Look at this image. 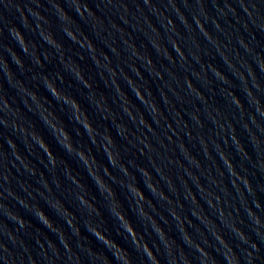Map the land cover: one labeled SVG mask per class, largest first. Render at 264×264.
I'll list each match as a JSON object with an SVG mask.
<instances>
[{
	"label": "water",
	"instance_id": "1",
	"mask_svg": "<svg viewBox=\"0 0 264 264\" xmlns=\"http://www.w3.org/2000/svg\"><path fill=\"white\" fill-rule=\"evenodd\" d=\"M244 4L251 16L241 0H0V264H124L120 249L153 264L145 243L159 264H264V0Z\"/></svg>",
	"mask_w": 264,
	"mask_h": 264
},
{
	"label": "clouds",
	"instance_id": "2",
	"mask_svg": "<svg viewBox=\"0 0 264 264\" xmlns=\"http://www.w3.org/2000/svg\"><path fill=\"white\" fill-rule=\"evenodd\" d=\"M8 3L11 2V0H7ZM241 5L244 9V11L249 15L251 16L252 15V10H250L248 8V6L246 4H244V0H241ZM254 8V6H253ZM87 10V11H91L90 8H88V5L87 4H84L80 7H78V11L80 12L81 15H83V12ZM234 11V10H233ZM23 20L26 22L27 20V17L24 16ZM200 27L203 28V24H200ZM66 31V34L71 38L73 39L74 41L77 40V37L75 35V33H73L72 31L70 30H65ZM9 32L10 34L13 35V37L15 39L18 40V42L22 45L23 47V50L25 52L28 51V45H27V42L25 41V38L23 36V34L20 32V30L15 27V26H12L10 27L9 29ZM44 39L49 42V43H52V44H56L55 40L52 38L51 35H46L44 36ZM58 48L60 47L59 45H56ZM245 47H247L245 45ZM177 51H180L178 45H177ZM181 56H183V53L181 52ZM225 59H227L225 57ZM16 63L18 64H21L22 65V61H20L19 57H17L16 59ZM42 63V62H41ZM149 63H151V61H149ZM216 74L219 76L220 73L217 71ZM9 75H11V73H9ZM80 79H83V77L81 76ZM45 87L48 91L51 92V94L57 98L58 100L62 98V93L60 92V90L57 88V86L55 85V83L49 79L48 77H45ZM86 83V82H85ZM90 87V85H88ZM189 87H191V84L189 82ZM33 98L35 99L36 96H35V93L32 94ZM64 101L66 103H68L70 106H73L75 107L78 111H79V103L78 101H76L74 98H68V97H63ZM141 99H143V97L141 96ZM4 103L7 105V101L5 100ZM234 103L239 106V107H242V105L240 104V101L238 99H235L234 100ZM154 111H158L157 109L154 108ZM77 121H81L83 120L84 121V127L85 129L88 131V132H92L93 131V128H92V125L91 123L87 122V119H86V116L84 115H77L76 117ZM143 122V121H142ZM47 123L51 124L53 129H56L58 131H60L63 135V141L66 142V143H62V146L66 148V150H73L72 148V144L70 142V135L69 133L60 128V129H57V126L55 124H52V122L50 120L47 121ZM123 130V129H122ZM39 139V143L41 145V147L45 148L47 150V153L49 155V157H51V163L53 165L56 164V159L55 157L53 156L52 152H51V149L49 148V146L46 144V142L44 141V139L42 137L38 138ZM107 139L109 140V142H111V138L110 137H107ZM109 155V158H110V161L115 165L116 163V156L113 155V153L111 151H109L108 153ZM79 156L80 158L87 164L89 161H88V157L85 155V153L83 151L79 152ZM95 158L93 157V160ZM225 160H227V157H224ZM229 168H232L231 166V162H229ZM125 171H127V169H125ZM143 171V174L145 176L149 175L147 170L144 169L142 170ZM232 175H237L235 173V170L232 169ZM99 179V178H97ZM240 179L243 181V183L247 186L248 190L251 192L252 191V187H251V183L246 179V178H243V177H240ZM99 187L102 189V190H107L109 193H112V190L110 188H108L106 185L103 184L102 181H100L99 183ZM154 186H153V191H154ZM133 192H135L136 194L139 195V197L141 199L144 198V194L143 192L139 189V188H134L133 189ZM114 195V193H112ZM79 200L81 203L83 204H87L90 208L93 207V205L89 204L88 200L84 197V196H80L79 197ZM23 203V201H22ZM257 205L259 206V203L257 202ZM57 207H62V205H60L59 203H57ZM111 211V210H110ZM67 214V213H66ZM255 214L253 213V216ZM37 217L39 220H41L45 225L51 227V221L48 219V217L46 216V214L44 213L43 210H40L38 213H37ZM15 220L18 221V223L20 224L21 227H25L26 226V223L25 221L20 218V217H13ZM116 218L122 222V227L124 228V230L129 233L131 235V237L133 238V243L135 245H137L138 249L140 248V240L137 238V232L135 230V228L133 227L132 223L124 216V214L122 212H117L116 213ZM177 219H179V217H176ZM68 223L70 225H72L73 221L72 220H69ZM255 223L259 224L260 223V220L258 217L255 218ZM91 231L93 232V234L102 242H104L106 245H109L110 247L112 248H119V245H117L114 241L108 239L103 233H101L98 229H91ZM238 237L241 239V241L243 243H248V237L240 230L236 229L235 230ZM157 232L159 233V235L163 238L165 236V234L163 233V230L162 229H157ZM184 238L190 243L191 242V238L187 236V234L185 233L184 234ZM220 241L221 243L224 244V246L226 248H228L229 252H231V248H229V246L227 245V243L223 240L222 237H220ZM165 243L168 247H171V243H174L173 242H168L166 239H165ZM143 250L145 251L146 255L152 260L153 264H159V261L157 260L156 256L154 255V253L151 251V249L148 247V245L145 243L143 246ZM199 251L204 255V256H207L208 254L204 251L203 248H199V246H197ZM251 247L255 250L258 251V246L253 244L251 245ZM5 250H7L5 248ZM251 252L248 253V256L251 257ZM116 256L118 259H122L124 264H132V261L131 259L129 258V255L126 251H124L123 249H120V251H118L116 253ZM228 261H229V264H240V261H239V258L235 256V254L233 253L232 255H229L227 257ZM184 264H189V262L187 261V259H185V262ZM213 264H215V262L213 261ZM249 264H251V260H249Z\"/></svg>",
	"mask_w": 264,
	"mask_h": 264
}]
</instances>
